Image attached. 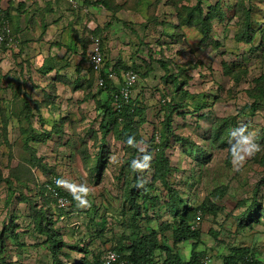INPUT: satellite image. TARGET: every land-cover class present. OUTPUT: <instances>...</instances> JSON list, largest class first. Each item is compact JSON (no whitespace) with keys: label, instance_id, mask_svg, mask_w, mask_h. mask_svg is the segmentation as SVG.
I'll return each instance as SVG.
<instances>
[{"label":"rangeland","instance_id":"1","mask_svg":"<svg viewBox=\"0 0 264 264\" xmlns=\"http://www.w3.org/2000/svg\"><path fill=\"white\" fill-rule=\"evenodd\" d=\"M75 1H9L0 264H92L139 241L159 263L196 241L208 264L236 248L264 263V0ZM96 37L112 88L90 65ZM189 223L197 236L177 242Z\"/></svg>","mask_w":264,"mask_h":264},{"label":"trees","instance_id":"2","mask_svg":"<svg viewBox=\"0 0 264 264\" xmlns=\"http://www.w3.org/2000/svg\"><path fill=\"white\" fill-rule=\"evenodd\" d=\"M100 2H101V0L96 1V3H100ZM74 4L77 5V3H74ZM4 18L9 23L8 25L11 29V33H10V40L11 41L9 42L8 45L3 44V46L0 48V51L10 50V49L16 47L17 40H18V37H17L15 29H14L15 25H14L12 16L10 14L9 8L5 11ZM204 20L205 19H203L202 21H204ZM189 26H192V25H189ZM201 30L205 31V29H201ZM99 40H100L101 46H102V41L100 38H99ZM247 41H250V39H248ZM102 49H103V46H102ZM90 59H91V57H90ZM91 68L93 71H95L92 66H91ZM105 68L106 67H105V61H104V66L97 73H99V78H104L106 81V84H108L105 89L112 88L113 85L110 83V80L108 78V75L106 74L107 72H106ZM101 88H103V87H101ZM116 88H114L112 90V97H111L112 101L114 99L113 92H116ZM126 105L121 110H118L112 106L111 109H109V115L113 116V114H115L118 118L123 119V113H124ZM109 123L107 122V124H105L103 126V128H108ZM106 131H107V129H106ZM125 133L127 135V138H130V139L132 138L131 133H130V129H129V125L126 126ZM179 140H183V138H179ZM135 141L136 140H134V143H135ZM134 150L136 151L137 149H134ZM131 158L133 159L134 156H132ZM56 190H59V189H56ZM144 203H145V205H147L148 200H145ZM60 218L63 219L62 216H60ZM51 222H52V220H51ZM183 229H184V231H181V232L174 234V238H175V240H177V242L191 240L197 236V234H193V231H191L190 223L184 225ZM144 246H145V243H142L141 241H139V243L136 247H133V249L131 251H128L123 246L119 247L118 245H111L108 248H106L103 251V253L96 255L95 258L93 256L92 264H97L99 262L101 256L103 254H105L110 249L116 250L119 253H121L122 255H127L134 264H208L203 259V253L197 249V247H198L197 241L192 243L191 256L189 257L190 258L189 260H186L180 254H178L177 252H174L170 247H165L164 250L166 252V258L164 259L163 262H160V263L155 261L153 258V254H154V251L157 248V246L154 245L149 250H146L144 248ZM159 248L162 249V246H160ZM86 251L88 252V250H86ZM249 253H250L249 248H236V249L232 250V253L224 259L223 264H264L261 260L257 259L256 253H253V254H249ZM88 261H89L88 257L85 256L83 261H80L77 263L78 264H87Z\"/></svg>","mask_w":264,"mask_h":264},{"label":"built area","instance_id":"3","mask_svg":"<svg viewBox=\"0 0 264 264\" xmlns=\"http://www.w3.org/2000/svg\"><path fill=\"white\" fill-rule=\"evenodd\" d=\"M21 1V0H13ZM72 3H77V1L72 0ZM7 10L5 0H0V48L3 44H9L11 29L9 23L5 20V11ZM90 65L96 72H99L104 66L105 53L102 49L101 42L98 37L94 38L91 45L90 53ZM138 80V74L134 71H127L124 75L120 86L116 88V92H113L112 105L118 110H121L130 100L132 96L133 88ZM98 85L100 87L106 88L108 84L104 78H98ZM59 205L65 206V202L60 200ZM200 219V216H198ZM97 264H134L127 255H122L116 250H108L103 254Z\"/></svg>","mask_w":264,"mask_h":264},{"label":"crops","instance_id":"4","mask_svg":"<svg viewBox=\"0 0 264 264\" xmlns=\"http://www.w3.org/2000/svg\"><path fill=\"white\" fill-rule=\"evenodd\" d=\"M9 1L10 0H5V4H6L7 9L9 8ZM11 1H13V0H11Z\"/></svg>","mask_w":264,"mask_h":264}]
</instances>
